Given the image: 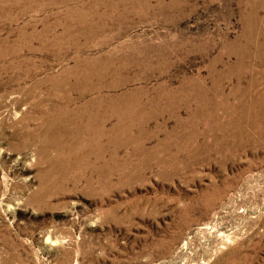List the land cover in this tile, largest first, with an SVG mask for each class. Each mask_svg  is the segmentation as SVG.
Listing matches in <instances>:
<instances>
[{
	"label": "rangeland",
	"instance_id": "374dc122",
	"mask_svg": "<svg viewBox=\"0 0 264 264\" xmlns=\"http://www.w3.org/2000/svg\"><path fill=\"white\" fill-rule=\"evenodd\" d=\"M0 264H264V0H0Z\"/></svg>",
	"mask_w": 264,
	"mask_h": 264
},
{
	"label": "bare ground",
	"instance_id": "6f19581e",
	"mask_svg": "<svg viewBox=\"0 0 264 264\" xmlns=\"http://www.w3.org/2000/svg\"><path fill=\"white\" fill-rule=\"evenodd\" d=\"M170 51V50H169ZM234 55V54H233ZM225 57V56H224ZM253 61V60H252ZM145 84V83H144ZM183 90V89H182ZM114 91V90H113ZM185 105V104H184ZM104 110V109H103ZM245 111V110H244ZM257 114V113H256ZM153 122V121H152ZM249 132V131H248ZM234 143V142H233ZM257 144V143H256ZM243 149V148H242ZM193 154V153H192ZM221 158V157H220ZM219 160V159H218ZM205 162V161H204ZM180 171V170H179ZM205 189V188H204ZM195 200V199H194ZM217 201V200H216ZM205 214V213H204Z\"/></svg>",
	"mask_w": 264,
	"mask_h": 264
}]
</instances>
